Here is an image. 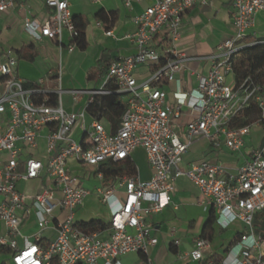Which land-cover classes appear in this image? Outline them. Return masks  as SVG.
<instances>
[{
	"label": "built area",
	"instance_id": "2783aa9c",
	"mask_svg": "<svg viewBox=\"0 0 264 264\" xmlns=\"http://www.w3.org/2000/svg\"><path fill=\"white\" fill-rule=\"evenodd\" d=\"M30 1L0 0V15L17 11L24 32L32 40L56 41L71 53L78 33L68 2L45 0L50 13L39 22L29 10ZM121 2L133 14L132 31L122 39L133 45L135 54L109 65L96 90H63L60 65L55 89H45L43 80L29 85L15 75L17 56L13 52L5 51L0 57V253L8 257L1 264H52L53 259L57 264H120L118 259L130 254L141 256L140 264H152L148 252L157 240L148 219L172 206L173 182L180 177L197 188L200 205L214 211L217 229L226 230L235 224L245 229L217 262L208 264H264V237L253 231L255 216L264 211V143L235 173L209 162L184 172L179 169L182 157L197 140L239 153L251 126L232 128L231 124L251 104L256 105L259 121L264 123V86L249 78L236 86L232 80L233 57L258 44L246 39L255 16L264 12V0H230L232 36L207 58L209 71L197 77L196 89L189 93L175 91L173 104L162 88L174 82L175 74L187 61L177 50L183 19L190 10L206 7L208 1ZM144 2V9L135 13L134 6ZM104 35L115 38L110 30ZM142 67L151 70L138 81L135 74ZM109 84L116 90H108ZM111 94L126 96L125 111L115 132L96 118L86 120L88 105L96 97ZM63 95H68L73 104L84 96L89 100L82 112L68 113L62 104ZM184 111L188 121L183 140H179L169 124L178 121ZM76 125L79 133L74 138L71 133ZM41 138L44 161L36 159ZM137 149L145 155L149 179L141 180L137 172L134 177L113 179L107 189L96 190L94 197L105 208L107 221L101 222L104 228L94 234L79 230L75 212L91 195L83 180L93 177L105 181L100 166L130 159ZM95 166L99 169L91 177L89 173L83 177L74 174ZM33 181L40 183L35 193L19 190V184ZM29 210L38 227L32 239L21 235ZM45 231H52L54 239L43 249L38 242ZM173 246H178V241ZM209 250L210 242L198 237L188 253H177L176 257L201 264Z\"/></svg>",
	"mask_w": 264,
	"mask_h": 264
},
{
	"label": "crops",
	"instance_id": "0c3cea01",
	"mask_svg": "<svg viewBox=\"0 0 264 264\" xmlns=\"http://www.w3.org/2000/svg\"><path fill=\"white\" fill-rule=\"evenodd\" d=\"M44 1L45 0H31L28 3L29 10L31 11L33 17L36 18L39 22L43 21L45 19V16L50 13V11L45 7ZM66 1L69 4L72 16L80 17L85 24V39L87 48L84 51L75 48L71 53H69L66 50L65 44L63 46H59L56 41H50L47 39H42L41 41L32 40L28 35H26L23 30L21 15H19L17 11H14L12 13L0 15V57L5 51L13 52L17 56L15 75L18 78L23 79L29 85H33L37 81L43 80L45 89H55L58 86V84L56 83V78L58 76L57 73L60 65V87L63 90H96L101 86L103 76L105 75L106 69L109 65L115 63L119 59L130 57L135 54L133 45L127 40L122 39L125 34L132 31L131 17L133 14L123 8L121 0ZM207 1L208 5L206 7H196L190 10L183 19V23L180 29V40L177 43V50L186 57L187 61L185 62L182 70L175 74L174 82L169 83L162 88L164 93L166 94L167 101L171 104L174 103L173 93L175 91L179 90L181 93H189L190 91L196 89L197 77L206 76L209 71L210 62L209 60H207V58L214 53L218 45L229 39L233 34L230 17L232 11L230 0ZM146 4L147 3L144 2L140 5L134 6V12L140 13L144 9ZM99 11H103L105 14H114L116 23L112 28H110V31L113 32L115 38L106 37L104 35V27L102 25H98L99 21L96 20L95 15ZM248 37L252 38L253 41H264V12H260L255 16L254 27L250 31ZM63 40L64 43H67V38L65 36ZM150 70L151 68H139L135 74L137 80L141 81L145 79ZM230 80L231 78L229 79V81ZM121 97L126 100V96H120V99ZM88 100L89 97L84 96L77 104H73L72 99L68 95H63L62 104L66 112L80 113L85 109ZM123 104L125 106V101ZM89 113L90 112H87V122H90L92 119V117L90 116L91 113ZM187 121L188 117L184 111L181 115V118L178 121L174 122L176 123V125L178 124V127L182 132H185L184 125ZM102 123L107 130L113 132L108 123L104 121H102ZM78 133L79 129L78 125H76L71 135L72 137L77 138ZM246 138L244 139L245 143L243 149L246 146ZM191 146L190 147L192 151L189 154L187 152L183 156L187 158L185 160V163L183 164L181 160L179 164V169L183 172L193 165H198L202 162H209L220 164L226 167L230 172L235 173L236 170L244 165L245 161L249 158L252 151H254L251 150L248 154H246L242 153V149L239 153H231L225 148H213L207 141L202 139L195 141ZM43 150L44 139L41 138L39 141V151L36 155V159L39 161L45 160ZM138 151L143 152L142 150L137 149L133 153ZM227 153H230V156L227 155ZM233 154H239L237 155L239 157H235L233 159L231 158ZM130 159L136 166V163L134 162L132 156ZM192 161H195L197 164L190 165V162ZM145 164V168L142 171H139L138 167L136 166V170L141 180H147L150 177V169L148 167L146 159ZM82 172L74 171V174L78 176ZM176 181L177 179L173 182V211H179V206L175 203ZM39 187V181H33L27 184H23L22 189H20V187L18 188L22 192L33 194L39 189ZM89 198L93 199L97 206L105 210V208L97 202L94 194L86 197L85 200ZM189 203L193 208L199 209L203 212H208V214L210 212L209 209H204V207L200 205V194L198 190L197 196L190 200ZM78 209L75 212V220L77 223L89 222L92 220L99 221V219H91L88 221L79 220L77 218ZM161 214H163V212L153 215L148 219V221L153 226V237L155 234L161 233ZM204 223L202 224L199 231L195 230V223L193 221H190L182 226L183 237L189 236L186 243H182L180 241V237H178L177 230H175V228H172L171 230L166 232V240L164 241L166 250L164 251V247L162 246L159 247V241H157V244L154 247L149 249L148 256L151 259L152 264H192L187 259L183 261L177 260L176 254L188 253L192 249L194 240L198 237H201ZM47 232L53 233L52 231ZM216 232L217 228L213 225L212 239L215 237ZM2 233L3 226L0 224V234ZM37 233L38 227L36 219L33 212L29 210L28 215L21 227V235L23 237L32 239ZM41 241L49 243L44 238H42ZM174 241H178V246H173ZM22 245V240H19L18 246L22 247ZM225 251L221 255H217L214 252H211L210 242V250L208 253H211L205 256V260L212 255H216L220 259ZM150 253L153 255V258L150 257ZM134 255L138 257V260L141 263V256L137 254ZM123 257H120L118 259L120 264H123V262L120 260Z\"/></svg>",
	"mask_w": 264,
	"mask_h": 264
},
{
	"label": "trees",
	"instance_id": "16d2710c",
	"mask_svg": "<svg viewBox=\"0 0 264 264\" xmlns=\"http://www.w3.org/2000/svg\"><path fill=\"white\" fill-rule=\"evenodd\" d=\"M95 17L106 31L110 30V28L116 23L113 13L105 14L103 11H99ZM73 23L78 33V37L75 39L74 43L76 48L84 51L87 48L85 24L80 17H73ZM246 41L250 43L253 39L248 37ZM255 42L258 44L242 49L232 59V80L236 86L240 85L247 78L251 79L255 84L264 86V44H260L261 41ZM107 89L115 91L116 86L109 84ZM124 111L125 106L120 99V95L115 94L96 97L93 100V103L89 104L87 107V112L91 113L89 114L92 118L108 123L113 132L118 128L120 118ZM259 117L260 114L256 105L251 104L235 118L231 127L241 128L245 126H253L258 123V126L264 129V123L259 121ZM100 171L103 172L104 180L123 176L134 177L137 173L136 166L131 159H126L119 163L108 162L107 164L100 166ZM214 222L215 215L214 211L211 210L201 232V237L207 239L209 242L212 241ZM76 227L86 234H94L102 230L104 225L100 221L92 220L89 222H78L76 223ZM240 237V234H236L228 248L239 240ZM38 245L43 249L48 247V243L44 241L38 242ZM218 260L219 258L216 255H212L208 257L203 264H208L211 261L217 262ZM52 264H57L56 260L53 259Z\"/></svg>",
	"mask_w": 264,
	"mask_h": 264
},
{
	"label": "rangeland",
	"instance_id": "374dc122",
	"mask_svg": "<svg viewBox=\"0 0 264 264\" xmlns=\"http://www.w3.org/2000/svg\"><path fill=\"white\" fill-rule=\"evenodd\" d=\"M264 43V41H261ZM121 101L124 103L125 99L121 97ZM87 120V119H86ZM169 129L178 137L179 140H183L184 131L182 132L180 128L178 127V124L176 125L175 122H170ZM264 143V129L253 125L250 127V134L246 138V146L242 150V153L248 154L251 150H256ZM193 147V146H191ZM191 147L188 151V154L192 151ZM226 153V152H225ZM227 155L230 156V153H227ZM239 155V154H237ZM235 154L231 156V158L239 157ZM132 158L134 162L136 163V166L138 167L139 171L144 170L145 168V159L143 152H135L132 155ZM186 157H182V163H185ZM191 164H197L195 161L190 162ZM98 167H86L84 169V172L80 173L78 176L83 177L89 173L90 177L94 175L98 171ZM84 186L89 190V192L93 195L96 193V190L98 189H107L112 185V179L105 180L103 182H100L93 177L89 181H85ZM20 189L23 188V184L18 185ZM175 190H176V197H175V203L179 206V211H173L172 206L167 207L163 214H161L162 218V227H161V233L155 234L154 237L159 241V247H164V251L166 250L165 245V234L172 228H175L177 230V235L180 237V241L182 243H186L189 236L183 237V229L182 226L186 223L193 221L195 224V230L199 231L202 224L205 222L207 218L208 212H203L199 209L193 208L191 204L189 203L190 200H192L194 197L197 196V190L194 185H192L187 179L185 178H179L177 179L175 183ZM78 213V219L81 221H88L91 219H99V221H107L106 212L104 209L97 206L93 199L89 198L86 199L82 206L77 211ZM53 216H56V213L53 214ZM245 231L244 227L240 224H235L230 226L226 230H219L217 229L215 237L211 241V252H214L217 255H221L225 249L228 248L230 242L232 241L233 237L236 234H240L241 232ZM253 231L256 236H262L264 237V211L258 213L255 216L254 222H253ZM42 238H44L47 242H51L54 239V234L50 232H43ZM210 252V253H211ZM210 253H207L206 255H209ZM205 255V256H206ZM150 257L153 258V255L150 253ZM8 257L6 255L0 254V263L4 260H6ZM123 264H140V261L138 260V257L134 254L127 255L120 259Z\"/></svg>",
	"mask_w": 264,
	"mask_h": 264
}]
</instances>
